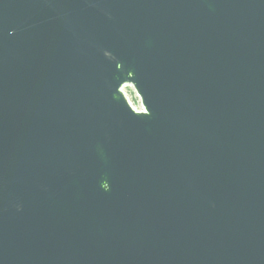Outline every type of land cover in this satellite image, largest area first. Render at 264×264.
Instances as JSON below:
<instances>
[{"label": "water", "instance_id": "1", "mask_svg": "<svg viewBox=\"0 0 264 264\" xmlns=\"http://www.w3.org/2000/svg\"><path fill=\"white\" fill-rule=\"evenodd\" d=\"M0 264H264V0H0Z\"/></svg>", "mask_w": 264, "mask_h": 264}, {"label": "rangeland", "instance_id": "2", "mask_svg": "<svg viewBox=\"0 0 264 264\" xmlns=\"http://www.w3.org/2000/svg\"><path fill=\"white\" fill-rule=\"evenodd\" d=\"M122 91L127 98L130 105L136 109H139V106L141 104L139 97L135 93L133 87L131 85H124L122 87Z\"/></svg>", "mask_w": 264, "mask_h": 264}, {"label": "built area", "instance_id": "3", "mask_svg": "<svg viewBox=\"0 0 264 264\" xmlns=\"http://www.w3.org/2000/svg\"><path fill=\"white\" fill-rule=\"evenodd\" d=\"M134 108V107H133ZM135 110H142V105L140 104L139 109L134 108Z\"/></svg>", "mask_w": 264, "mask_h": 264}]
</instances>
